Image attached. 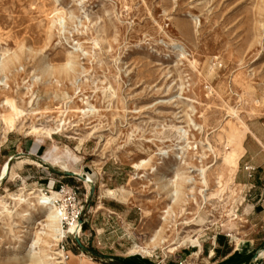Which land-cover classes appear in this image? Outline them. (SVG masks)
<instances>
[{
	"label": "rangeland",
	"instance_id": "rangeland-1",
	"mask_svg": "<svg viewBox=\"0 0 264 264\" xmlns=\"http://www.w3.org/2000/svg\"><path fill=\"white\" fill-rule=\"evenodd\" d=\"M4 64L0 172L16 174L0 187V264H264V0H0ZM176 175L174 202L160 179ZM62 187L76 201L56 205V242L12 195Z\"/></svg>",
	"mask_w": 264,
	"mask_h": 264
},
{
	"label": "bare ground",
	"instance_id": "bare-ground-1",
	"mask_svg": "<svg viewBox=\"0 0 264 264\" xmlns=\"http://www.w3.org/2000/svg\"><path fill=\"white\" fill-rule=\"evenodd\" d=\"M111 39V38H110ZM34 46V45H33ZM182 56H185L184 55V53H183V55ZM73 64L71 63V62H69L67 65H66V71H74V69H73ZM7 69V65H2L1 67H0V72H3L4 70H6ZM50 68H45L43 71H44V73L45 74H47V73H49V74H51L50 73ZM53 70V69H52ZM51 70V71H52ZM56 70H59V69H56ZM60 70H62V69H60ZM55 72V71H54ZM57 73H58V71H57ZM61 73V72H60ZM59 73V74H60ZM66 73V72H65ZM73 73V72H72ZM71 73V74H72ZM66 74H68V73H66ZM65 74V75H66ZM74 74V73H73ZM70 75H68V77H69ZM82 113H85V111H83ZM19 116H20V114H18L17 115V119L19 118ZM5 124L7 125V123H6V121H5ZM18 124H16V121L15 120H11L10 121V127H9V129H11V130H16L17 129V126ZM61 127V126H60ZM173 129V128H172ZM30 130V129H29ZM58 130H59V128H58ZM20 131H22L21 129H20ZM24 131V130H23ZM41 131H43V132H41ZM29 132V131H28ZM61 132V131H60ZM42 133H45L44 132V130H39V129H37V128H33V132L31 133V134H34L35 136H37V137H39V139H38V143H40V144H43V139L40 137V135H43ZM47 137L48 138H53L52 136L54 135V133L52 132V131H47ZM185 135V134H184ZM186 137V136H185ZM164 138V137H163ZM178 138H180V137H178ZM59 150V149H58ZM181 150V149H180ZM184 150V149H183ZM213 150V149H212ZM241 153V150L240 149H238V147L236 148V147H234L233 148V152L232 153H230L229 154V156L227 157V160L225 161V164H226V166L227 167H229V166H233V165H235L236 163H233L232 161L235 159V158H239V154ZM162 154H164V153H162ZM242 154V153H241ZM49 156H46L44 159H42L43 160V162L44 163H47V164H50V162H49ZM175 158H177V159H182L183 157H179V155H176V157ZM12 160V159H11ZM31 160V159H30ZM11 161H7L5 164H4V166L2 167V169H1V172H0V187L2 186V184H3V182L5 181V180H7V179H9V178H13V177H15V174H16V170H15V167H16V165H15V167H13L12 165H11V163H10ZM26 162L27 161H20L18 164H17V166H18V168L19 169H21V167L24 165V164H26ZM28 162H34V161H28ZM27 162V163H28ZM34 164H37V163H34ZM143 164V163H142ZM38 165V164H37ZM51 165V164H50ZM171 166V165H170ZM170 166H168V167H166V172H171V168H170ZM60 170L62 171V172H72L70 169H69V166H68V164H61L60 165ZM164 168V167H163ZM173 168V167H172ZM72 173H75V172H72ZM75 174H77V175H79V176H83L84 177V179H85V181H84V184L85 185H87L88 186V188H89V190L91 189V187H92V184H94V181H93V179L90 177V176H87V175H84L83 173H75ZM167 174H169V173H167ZM182 174V173H181ZM201 174H202V179L204 180V182H203V184L205 185V186H207V181H206V171L205 170H201ZM160 178V177H159ZM159 178H157V179H159ZM167 178V177H166ZM176 179V180H175ZM174 180H169L168 182L169 183H166L165 181H164V178H161L160 179V181H161V183L163 184V187L162 188H164V189H170V188H174V186H175V189H174V191H173V194H172V196L171 197H173V199H174V202H176L177 200H178V198H179V190L181 189L180 187L178 188L177 186L178 185H176L177 184V182H179V181H181L182 180V178H181V176H179V175H176V178H175ZM219 179H221V177L219 178ZM167 180V179H166ZM186 180H188V179H186ZM190 180V179H189ZM191 181V180H190ZM186 182V181H185ZM184 182V183H185ZM188 182V181H187ZM5 183V182H4ZM185 184H187V183H185ZM180 185H182L181 183L179 184V186ZM162 186V185H161ZM163 189V190H164ZM179 189V190H178ZM183 190V189H182ZM201 190H204V189H201ZM200 190V191H201ZM199 191V192H200ZM194 192V191H193ZM43 193V192H42ZM41 192H30L29 194H28V198H25V199H16L17 197H18V195H12V198H13V200L14 201H20V203H23V204H25V205H27V206H32V205H34L32 202H30L31 200H35L36 201V204L38 205V208L40 209V210H42L43 211V214H44V220L43 221H40V220H37V221H35V220H33V219H28V222L31 224V225H33V226H43L44 228H46L47 230H48V233H46V235L48 236V237H50V238H52L53 240H55L56 242H60V239H62V237H63V235H64V230H63V228H62V221H63V217L65 216L64 215V213H63V211H61L60 209H58L57 208V206H56V202H59L60 201V198H61V195L58 193V192H53L52 193V195L51 196H49V195H45V194H42ZM201 193H202V191H201ZM201 198H202V196H201ZM204 200V199H203ZM34 210H36V207L34 208ZM27 214V213H26ZM27 216L28 217H30V215L29 214H27ZM32 218V217H31ZM165 221V220H164ZM79 227H80V225H78L77 227L73 224V225H71V230H70V232H73V233H75V234H77L78 233V230H79ZM79 238V237H78ZM156 239V238H155ZM154 239V240H155ZM151 240H152V238H151ZM151 242V241H150ZM197 242V241H196ZM198 243V242H197ZM57 246V245H56ZM171 245H169V247H170ZM177 246V245H176ZM161 248V247H160ZM163 248H165V247H163ZM168 248V247H167ZM175 248V247H174ZM172 250V249H171ZM141 251L143 252V253H145V254H148V251H146V249H142L141 248ZM172 251H176V250H172ZM20 252V251H19ZM150 252V251H149ZM24 253V252H23ZM55 255H57V254H55ZM153 255V254H152ZM57 256H59V258H55V259H50V260H54V261H58L59 259H62L63 258V255L61 254V253H59ZM44 257V256H43ZM147 257V256H146ZM150 257V256H149ZM264 257V250L263 251H261L259 254H258V257H257V259H259V258H263ZM30 258V257H29ZM45 259L46 258H48V256H46L45 255V257H44ZM23 259V256H22V254H15V255H13V262L14 263H16V262H19V261H21ZM64 259V258H63ZM31 260L35 263V264H39V263H41V259H38V258H36V257H31ZM64 261H65V259H64ZM12 263V262H11ZM65 263V262H64ZM64 263H62V262H57V264H64ZM13 264V263H12ZM66 264V263H65Z\"/></svg>",
	"mask_w": 264,
	"mask_h": 264
},
{
	"label": "built area",
	"instance_id": "built-area-1",
	"mask_svg": "<svg viewBox=\"0 0 264 264\" xmlns=\"http://www.w3.org/2000/svg\"><path fill=\"white\" fill-rule=\"evenodd\" d=\"M262 186H263V196H264V178L262 179ZM72 192H73V190H71ZM70 191L69 190H67V188H65V187H62L61 188V190H60V192H58L60 195H61V197L64 195V196H69L70 198L72 197V195H71V193H69ZM73 199H74V202L76 201V198H75V196H74V194H73V197H72ZM60 202V201H59ZM59 202H56V205H58V206H60L59 205ZM61 211H63V213H64V217L62 218L63 219V221H67L68 220V214L65 212V209H63L62 207H60L59 208ZM80 215L81 214H78V216L77 217H74V219H73V221H72V223H71V225H75L76 227L78 226V225H80V227H79V230H78V233L77 234H75V233H73V232H68L73 238H75L76 239V237H78L81 233H82V231H83V224H82V221H80Z\"/></svg>",
	"mask_w": 264,
	"mask_h": 264
},
{
	"label": "water",
	"instance_id": "water-1",
	"mask_svg": "<svg viewBox=\"0 0 264 264\" xmlns=\"http://www.w3.org/2000/svg\"><path fill=\"white\" fill-rule=\"evenodd\" d=\"M63 175L64 176H67V177H76V178H78L82 182L85 181V179H84L83 176H79V175H77L75 173H72V172H63ZM95 191H96V187H95L94 184H92V187H91V196L95 194ZM76 241H77L78 245L81 247L82 245H81L78 237H76Z\"/></svg>",
	"mask_w": 264,
	"mask_h": 264
},
{
	"label": "trees",
	"instance_id": "trees-1",
	"mask_svg": "<svg viewBox=\"0 0 264 264\" xmlns=\"http://www.w3.org/2000/svg\"><path fill=\"white\" fill-rule=\"evenodd\" d=\"M217 241H218V242H221V241H226V240H225V238H223V237H218V238H217ZM215 252L218 253V251H215Z\"/></svg>",
	"mask_w": 264,
	"mask_h": 264
}]
</instances>
